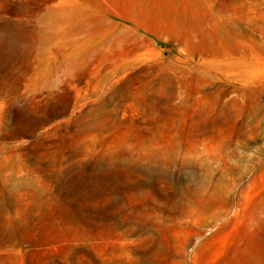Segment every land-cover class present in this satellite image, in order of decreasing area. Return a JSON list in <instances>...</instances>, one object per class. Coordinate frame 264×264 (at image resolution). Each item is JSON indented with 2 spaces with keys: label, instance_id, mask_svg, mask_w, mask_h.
Here are the masks:
<instances>
[{
  "label": "rangeland",
  "instance_id": "374dc122",
  "mask_svg": "<svg viewBox=\"0 0 264 264\" xmlns=\"http://www.w3.org/2000/svg\"><path fill=\"white\" fill-rule=\"evenodd\" d=\"M0 264H264V0H0Z\"/></svg>",
  "mask_w": 264,
  "mask_h": 264
}]
</instances>
